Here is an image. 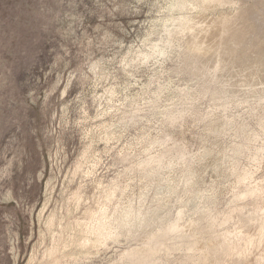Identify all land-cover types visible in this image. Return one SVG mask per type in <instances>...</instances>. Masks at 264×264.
I'll return each mask as SVG.
<instances>
[{
	"label": "rangeland",
	"instance_id": "374dc122",
	"mask_svg": "<svg viewBox=\"0 0 264 264\" xmlns=\"http://www.w3.org/2000/svg\"><path fill=\"white\" fill-rule=\"evenodd\" d=\"M207 1L0 0V264H264V0Z\"/></svg>",
	"mask_w": 264,
	"mask_h": 264
},
{
	"label": "bare ground",
	"instance_id": "6f19581e",
	"mask_svg": "<svg viewBox=\"0 0 264 264\" xmlns=\"http://www.w3.org/2000/svg\"><path fill=\"white\" fill-rule=\"evenodd\" d=\"M209 1H214V0H208L207 3H208ZM215 1H216V0H215ZM197 2H198V1H197ZM205 3H206V2H205ZM209 3L211 4V2H209ZM209 3H208V5H209ZM213 3H214V2H213ZM201 7H202V6H201ZM209 7H210V6H209ZM204 9H205V8H203V10H204ZM206 9H207V8H206ZM206 9H205V10H206ZM214 9H215V8H214ZM199 13H200V12H199ZM201 14H202V13H201ZM203 16H204V15H203ZM217 18H218V17H217ZM203 20H204V19H203ZM212 20H213V19H212ZM214 23H215V22H214ZM212 26H213V25H212ZM205 30H206V29H205ZM198 32H199V31H198ZM204 32H205V31H204ZM199 34H200V33H199ZM197 39H198V38H197ZM201 39L203 40L202 36H201ZM199 41H200V40H199ZM200 42H201V41H200ZM195 43H196V41H195ZM195 43H194V44H195ZM196 44H197V43H196ZM203 44H204V40H203ZM201 46H203V45H201ZM191 49H194V48H191ZM195 49H196V48H195ZM205 49H206V48H205ZM196 50H197V49H196ZM194 51H195V50H194ZM198 51H199V50H198ZM201 52H203V51H201ZM206 53H207V52H206ZM49 222H50V221H49ZM51 222H52V221H51ZM101 223H102V222H101ZM101 223H100V224H101ZM102 224H103V223H102ZM105 226H106V225H105ZM87 229L89 230V228H87ZM95 229H96V228H95ZM97 231H98L99 233H100L101 231H103V225H100V226L98 225V229H97ZM94 232L96 233V231H94ZM94 232H93V233H94ZM95 233H94V234H95ZM90 234L92 235V233H90ZM96 234H97V233H96ZM96 234H95V237H96ZM108 234H109V233H108ZM108 234H106V235H108ZM263 234H264V233H263ZM263 234H260V235L262 236ZM100 235L102 236V234H100ZM104 235H105V234H104ZM109 235H110V234H109ZM89 236H90V235H89ZM93 236H94V235H93ZM91 237H92V236H91ZM91 237H90V238H91ZM103 237H104V236H103ZM103 237H102V238H103ZM106 237H107V236H106ZM109 237H110V236H109ZM85 238H86V237H85ZM87 238H89V237L87 236ZM104 238H105V237H104ZM107 238H108V237H107ZM262 238H263V237H262ZM92 239H93V238H92ZM82 240L85 241V239H82ZM86 240H87V239H86ZM88 240H89V239H88ZM260 240H261V239H260ZM262 240H263V239H262ZM93 241H94V240H93ZM95 241H97V239H95ZM95 241H94V242H95ZM100 241H101V240H100ZM86 242H87V241H86ZM86 242H85V243H86ZM90 242H92V241H90ZM97 242H98V241H97ZM82 244H83V243H82ZM90 244H91V243H90ZM86 245H87V244H86ZM86 245H83V246H86ZM91 245H92V244H91ZM224 246H225V245H224ZM224 246H223V247H224ZM223 247H222V248H223ZM223 249H225V247H224ZM226 249H227V248H226ZM230 251H231V249H230ZM226 252H227V250H226ZM224 253H225V252H224ZM227 253H229V252H227ZM230 253H232V252H230ZM235 253H236V252H235ZM239 253H240V252H239ZM239 253H238V254H239ZM131 254H132V253H131ZM240 254L245 255V254H243V253H240ZM227 255H229V254H227ZM232 255H233V254H232ZM242 255H241V256H242ZM229 256H230V255H229ZM236 256H237V254H236ZM234 257H235V256H234Z\"/></svg>",
	"mask_w": 264,
	"mask_h": 264
}]
</instances>
